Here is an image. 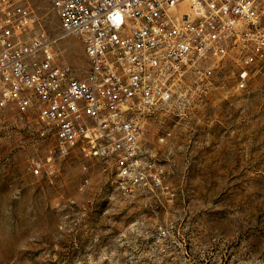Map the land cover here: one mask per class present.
<instances>
[{
  "label": "rangeland",
  "instance_id": "obj_1",
  "mask_svg": "<svg viewBox=\"0 0 264 264\" xmlns=\"http://www.w3.org/2000/svg\"><path fill=\"white\" fill-rule=\"evenodd\" d=\"M40 5L56 36L58 19ZM56 47L87 65L79 38ZM237 71L230 58L208 80L190 73L172 103L143 115V150L174 195L162 204L123 196L102 165L80 191L79 149L61 152L35 113L0 109V264H264V69L244 90ZM160 224L172 243L159 240Z\"/></svg>",
  "mask_w": 264,
  "mask_h": 264
},
{
  "label": "built area",
  "instance_id": "obj_2",
  "mask_svg": "<svg viewBox=\"0 0 264 264\" xmlns=\"http://www.w3.org/2000/svg\"><path fill=\"white\" fill-rule=\"evenodd\" d=\"M44 1L56 36L40 14ZM67 36L83 43L82 69L56 47ZM230 58L244 90L264 69V0H0V109L35 113L61 152L79 149L80 191L102 165L123 196L173 201L163 168L143 150V115L172 103L185 76L208 80ZM31 170L39 174V164ZM155 232L173 242L166 226Z\"/></svg>",
  "mask_w": 264,
  "mask_h": 264
}]
</instances>
